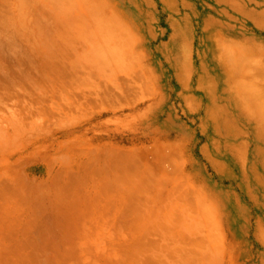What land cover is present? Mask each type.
Here are the masks:
<instances>
[{
  "label": "rangeland",
  "instance_id": "obj_1",
  "mask_svg": "<svg viewBox=\"0 0 264 264\" xmlns=\"http://www.w3.org/2000/svg\"><path fill=\"white\" fill-rule=\"evenodd\" d=\"M263 113L264 0H0V264H264Z\"/></svg>",
  "mask_w": 264,
  "mask_h": 264
},
{
  "label": "crops",
  "instance_id": "obj_2",
  "mask_svg": "<svg viewBox=\"0 0 264 264\" xmlns=\"http://www.w3.org/2000/svg\"><path fill=\"white\" fill-rule=\"evenodd\" d=\"M259 116V115H258ZM260 120H257L255 122V125L253 126V132L254 134H259L260 137L258 140H255L254 144H253V148H252V155L254 157V160L256 162V160L258 159L260 161V163H263L264 165V113L260 115ZM257 137V136H256ZM241 154V152L239 153V155ZM259 227V226H258ZM257 227V228H258ZM259 237V243L260 244H264V236H262L260 233L258 234Z\"/></svg>",
  "mask_w": 264,
  "mask_h": 264
},
{
  "label": "bare ground",
  "instance_id": "obj_3",
  "mask_svg": "<svg viewBox=\"0 0 264 264\" xmlns=\"http://www.w3.org/2000/svg\"><path fill=\"white\" fill-rule=\"evenodd\" d=\"M246 103H247V101H246Z\"/></svg>",
  "mask_w": 264,
  "mask_h": 264
}]
</instances>
